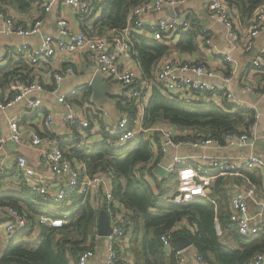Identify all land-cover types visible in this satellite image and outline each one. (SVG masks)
I'll return each mask as SVG.
<instances>
[{"label":"built area","instance_id":"2783aa9c","mask_svg":"<svg viewBox=\"0 0 264 264\" xmlns=\"http://www.w3.org/2000/svg\"><path fill=\"white\" fill-rule=\"evenodd\" d=\"M41 9L48 12L57 0H36ZM99 1V0H97ZM182 0H147L135 5L127 15L126 26L122 29L108 30L100 36H93L84 30H74L70 28L64 18L57 21L58 33L66 37V40L53 39V36H46L39 48L30 50L21 45L13 48L16 55H23L35 72L40 71V63L49 60L54 55L55 50L74 52L80 50L87 54L96 63V71L104 77V80L116 85L120 92L117 97L122 100L121 117L117 122L108 121V114L104 107L91 103L85 107H79L78 101L74 97L78 95L77 89H72L69 93H60L61 82L69 76L75 75L73 66H65L51 73L49 83L52 84V92L57 94L58 102L64 104L66 114L62 120L68 128L66 134L56 136H41L38 131L29 134L28 145L40 151L41 157L50 168L54 177L63 178V185L56 191L49 188L45 180L36 174L35 169L30 166L23 155L15 157L14 166L5 167L0 164V174H4L6 169L17 171L24 184L30 192L38 195L41 199L52 204L61 203L60 208L53 207L61 213L62 205H75L81 200H88L96 208L100 206L105 210L111 226V232L105 237L107 255L105 264H118L120 252L118 247H126V226L128 224L130 211L114 197L111 181L114 177L107 170H97L90 173L86 163L80 158L70 154L72 150H81L92 147L99 143H104L110 148L118 149L125 146L138 134H143L146 139L152 135H146L147 128L143 125V117L147 107L148 92L151 84L145 76H141L137 71L126 63L132 59L134 54L131 31L144 29L151 35L165 40H174L181 32L189 28L187 17H180L177 14L169 18H160L153 23H146L144 16L154 12L162 11L166 6L175 7ZM65 6L74 13L86 16L95 12L94 0H62ZM227 0H207L206 8L209 18L223 25L226 28L228 37L236 43L241 37L247 49L256 46L257 38L264 33V3L258 5L247 28L242 31L235 26L236 16L228 8ZM11 6L0 7V35H17L26 37L36 34L40 30L41 19L34 17L31 24L22 26L18 24L15 15L10 11ZM202 31L206 34L207 28ZM56 41L54 46L53 41ZM205 43L210 44L211 39L205 38ZM214 55L222 57L231 62L232 58L228 54L213 51ZM8 60V53H0V67L5 66ZM46 64V63H45ZM252 65H264V56L253 58ZM158 67V66H157ZM158 71L154 74L157 78L158 90L167 95H178L183 100L186 96L195 99L203 95L208 96L210 101L215 102L211 97H220L223 102H227L225 107H239L254 111V106L245 104L236 98L232 90L228 87H220L214 83L206 82L201 76H214V73L205 65H196L188 62L166 61L162 63ZM192 72L195 78L188 75ZM21 74H14L6 87L0 80V111L6 112L10 107L18 102L25 103V109L36 111L44 106L39 97H33L43 91L44 83L36 80H23ZM229 80V78H228ZM5 83V82H3ZM88 87V86H86ZM85 89L81 88V90ZM247 91L258 94L259 87L248 85ZM264 95V91L259 92ZM3 96H6L5 98ZM216 103V102H215ZM78 104V105H77ZM217 104V103H216ZM218 105V104H217ZM219 106V105H218ZM129 108L126 110L124 108ZM255 113L257 119L258 113ZM7 123L9 129L8 138L16 143H23L19 115H8ZM41 124L49 132L56 130L57 122L50 112L42 117ZM251 125L248 132H228L220 138L198 135L196 138H188L186 135L174 136L166 131L164 139L159 142V150L163 153L170 148H192L206 150L208 148H223L244 146L250 143L253 134ZM164 129H162L163 131ZM5 144L4 137H0V150ZM67 152V155H66ZM189 160L182 157H174L168 166H164L170 175L176 174L179 185L177 187L176 202L186 203L194 198H209L211 193L210 182L216 178L226 180L228 176H237L243 184L231 186L233 192L230 193V220L235 224L239 234L243 236H253L264 229V215L252 214L250 212V202L263 205L255 199L256 186L250 182L244 174V170H257L261 174L262 184H264V160L257 155L248 157L223 158L201 153L193 165L188 164ZM157 164L162 165L158 161ZM156 164V165H157ZM237 188V189H236ZM69 198V199H68ZM81 204V202L79 203ZM0 214L5 218L3 230L7 235L23 230L27 226L26 216L13 207L1 209ZM43 214L38 217L41 225L51 228H59L68 222L70 212L64 215ZM190 230L194 224H188L186 220L176 224L164 236L165 249L171 248L172 233L183 228ZM101 236L97 229L95 239L98 241ZM193 248L195 251V261L197 264H208L202 256L191 245L174 251L176 264H184L186 255L184 251ZM94 251L86 248L79 254L76 264H91ZM249 264H264V251L258 252L251 259Z\"/></svg>","mask_w":264,"mask_h":264},{"label":"trees","instance_id":"16d2710c","mask_svg":"<svg viewBox=\"0 0 264 264\" xmlns=\"http://www.w3.org/2000/svg\"><path fill=\"white\" fill-rule=\"evenodd\" d=\"M33 1L0 0V7L11 5L25 11ZM145 1L147 0H99L94 5L95 10L101 11L97 23L111 29H122L126 26L130 10ZM231 1L236 2L243 13H251L258 4L264 2ZM132 45L145 74L143 77L146 78L151 77L152 68L169 50V46L158 40L134 34ZM178 46L182 49L196 47L192 39ZM4 68L1 67L0 72ZM14 74L24 73L17 69L10 70L3 78L7 79L6 76L9 75L13 77ZM232 108L234 107L222 108L212 100H180L174 95L154 89L145 109L143 124L151 127L155 123L163 122L178 129H190L193 135L186 137L193 139L199 134L220 138L228 132H248L256 121L255 113L237 106L234 110ZM70 154L83 160L88 172L107 170L114 177V197L131 212L126 235L130 233L129 250L133 255V264H176L174 251L177 249V236L188 237L192 246L208 264H249L255 254L264 251V229L253 236H243L230 220V191L223 178L215 179L209 198H194L186 203L175 201L177 193L164 184L166 178L155 179L154 190L144 177L151 175L159 159L154 157L149 139L143 134H138L118 149L99 143L81 150H72ZM248 174L257 185L260 183L257 171H249ZM175 177L169 175V178L176 181ZM21 183V194L25 198L9 193L0 194V212L4 213L1 209L5 207H13L26 216L28 223L15 236H10L12 238L8 240L0 257V264H76L84 249L93 250L97 242L95 233L98 210L90 201L77 198L78 202L71 208L68 222L59 228H51L39 224L38 217L59 213L57 210L52 211V207L58 209L61 203L45 201L30 192L22 179ZM0 219L4 222L5 218L2 216ZM183 220L195 227L174 231L172 251L167 255L164 236ZM34 231L39 233L37 239L29 240ZM118 264H121L120 259Z\"/></svg>","mask_w":264,"mask_h":264},{"label":"crops","instance_id":"0c3cea01","mask_svg":"<svg viewBox=\"0 0 264 264\" xmlns=\"http://www.w3.org/2000/svg\"><path fill=\"white\" fill-rule=\"evenodd\" d=\"M94 1L97 2V0ZM227 2L228 8H230L232 12L235 13V26L244 31L247 28L255 9L251 13H243L236 2L231 0H227ZM206 4L207 0H182L178 2L175 7L166 6L160 12H154L144 16L146 23H153L160 18H169L174 14H177L180 17H187L189 20V28L181 32L174 40L169 41L162 38H157L144 29L131 31V39L132 34L140 35L151 40H158L159 42L169 46L168 52L158 59L155 67H153L151 70V77H148V80L151 84V89L148 92L145 102H147L148 105L153 90H158L157 78L154 74L158 71L157 69L162 63L166 61H177L181 63L188 62L196 65H205L214 73V76H201V79L205 80L206 82L214 83L220 87L230 88L236 98L245 104L254 106L253 112H257L258 117L253 124V134L251 136L250 143H247L244 146L208 148L206 150L192 148H170L168 149V152L163 153L161 150H159L160 148L158 145L159 142L164 139L165 131L167 133L170 132L174 136H191L193 135V131L190 129H178L163 122L155 123L151 127H145V129L147 128L146 135H152L150 136L149 142L153 150V155L154 157H158L159 162L162 163V166H168L174 157L187 158L189 160L187 163L193 165L201 153L223 158L248 157L250 155H257L264 160V95L259 93L264 91V65L254 66L251 64L253 58L264 56V33L257 38L256 46L253 49H247L241 37L236 43H233L227 35L226 28L209 18ZM10 11L17 18L19 25H30L33 18L39 16L41 19V26L38 33L26 37L12 34L0 35V53H8V60L5 66H3V68L5 67L4 71L0 72V79L5 82L2 84H4L6 87V85H8L10 82L11 75L6 76L7 79H4V74H7L8 72L10 73V70L17 69L24 73L21 76L23 80H36L40 83L43 82V91L39 92L38 94H34L33 97L41 98L44 106L36 111H28L25 109V103L21 101L10 107L6 112L0 111V137H4L5 139V144L2 150H0V164L9 168L14 166L15 157L17 155H23L27 159L28 164L35 169L36 174L46 177L47 179L45 182L48 183L49 188L53 191H56L59 187H61V185H63V178L54 177L50 171V168L42 159L40 151L28 145L29 134L31 132L38 131L41 136H49L52 138L53 136L57 137L60 134H66L68 131V128L61 124L67 110L64 104L58 102L57 94L52 92V84L49 83V76L52 72L59 70L60 68L65 66H73L75 75L66 77L61 82L59 86V92L68 94L70 90L77 89L79 93L74 97V100L78 101L79 103V105H77L83 108L86 105L89 106V104L94 103L104 107L108 114V121L110 122H117L121 117V108H123L122 100L117 97V94L120 92V90L116 85H113L112 83L105 80V84H107L110 88V95H106L110 98V102L105 104H99L95 102L96 100L93 98L92 91L88 85L94 75L99 73L96 71V63L94 60L80 50H76L74 52L55 50L52 58L44 61L46 64L40 63V71L35 72L34 66H31L23 57V55L13 54L12 47L24 45L30 50H35L39 48L44 38L48 35L53 36V39L55 40H66V37H63L58 33L57 21L59 18H64L70 28L74 30H84L87 34L93 36L103 35L108 30H111V28L97 23L99 16H101V11L99 9L95 10V12L92 14L80 16L74 13L69 7L65 6L62 0H57L48 12L43 11L36 0H34L30 8L25 11H20L13 6H11ZM203 28H207L206 34L202 31ZM206 37L211 39L210 44L205 43ZM189 39L194 40L196 45L194 49H182L178 46L181 43L189 42ZM55 40L53 41L54 46L56 44ZM212 50L218 51L222 54L230 55L232 61L229 62L220 56L214 55ZM126 63L129 64L130 67H133V69L141 76L145 75L141 69L140 62L135 52L132 55V59L127 60ZM188 75L192 76L193 78L196 77V75L192 72H188ZM248 85H256L259 87L258 94H253L247 91L245 88ZM84 87L85 89L81 90V88ZM174 96L180 100H183L182 98H184H180L175 94ZM3 97L5 98L6 96ZM211 98L220 107L226 108L225 105L227 102L222 103L220 97L216 96L215 98ZM185 99H193L205 102L210 101L209 97L206 95H203L201 98L197 99L186 96ZM124 109L129 110V108L126 107ZM232 109L234 110L235 107ZM48 112L53 114L57 122L56 130L53 133L47 131L42 126L43 124H41L43 115ZM11 114L20 116L23 143H16L8 138L9 129L7 116ZM162 129L164 130L162 131ZM249 171L252 172L257 170H244V174L249 178L250 182L256 186L255 199H258L263 204L261 206L258 203L253 204L250 202V212L252 214H259L261 212L264 215V184H262L261 174L259 171H257L260 176V183L257 185L254 180L252 181V179L249 177ZM151 175L145 176L144 178L154 188V190L156 187L155 179L162 180L166 178L164 184L169 186L170 190L172 189V192L175 193L177 191L179 182L176 177L175 181L169 178L170 174L165 178H159L154 176L151 171ZM172 176H176V174ZM214 182L215 180L210 182L211 187L213 186ZM171 183H173L174 186H172ZM225 183L228 186L230 193L233 192V188L231 187L232 185L234 186L236 184L239 186L243 184H249L246 182H241L240 178L237 176L226 177ZM21 185V179L17 174V171L6 169L3 176L0 177V194L9 193L15 197L19 196L25 198V196L21 194ZM111 185H114L113 179L111 181ZM95 209L98 210V214L100 210H102L100 206L99 208ZM1 217L2 215L0 214V218ZM0 222V254H3L8 240L12 238L10 236H15L16 232L13 235H7L3 230V221L1 219ZM186 222L188 223V221ZM38 234L39 233L37 231L32 232L29 240H35V238L37 239ZM129 235L126 236V247H118L121 264H133V255L129 250ZM93 251L94 257L92 260H90V263L105 264V258L107 255L105 237H101L96 242V244H94ZM165 251L167 255H170L172 246L171 248L165 249ZM184 253L186 255V261L184 264H197L195 261V251L193 248L186 249Z\"/></svg>","mask_w":264,"mask_h":264},{"label":"water","instance_id":"95a60500","mask_svg":"<svg viewBox=\"0 0 264 264\" xmlns=\"http://www.w3.org/2000/svg\"><path fill=\"white\" fill-rule=\"evenodd\" d=\"M88 86L95 100H101L102 97L104 98L106 95H110V88L105 84L104 77L100 74L94 75ZM152 174L159 178H165L169 175L168 170L160 164H157L152 169ZM97 230L98 235L101 237H106L111 232L110 222L103 209L98 214ZM175 241L177 248L180 250L192 244L191 240L186 236H177Z\"/></svg>","mask_w":264,"mask_h":264},{"label":"rangeland","instance_id":"374dc122","mask_svg":"<svg viewBox=\"0 0 264 264\" xmlns=\"http://www.w3.org/2000/svg\"><path fill=\"white\" fill-rule=\"evenodd\" d=\"M14 47H16V46H14ZM14 47H12V48H14ZM95 102H97V103H99V104H105V103H109L110 102V98L109 97H107V96H105L104 98H102L101 100H96ZM172 184V186H174V184L173 183H171ZM171 184H169V185H171ZM172 190V189H171ZM63 207L60 209L61 210V213H59V215H64V213H66L67 211H69L70 213H71V208L72 207H74V205H70V203L69 204H63L62 205ZM53 208V207H52ZM96 208H99V206L98 207H96ZM58 210V209H57ZM52 211H55V210H53L52 209ZM227 240H229V239H227ZM2 254V253H1ZM0 254V255H1Z\"/></svg>","mask_w":264,"mask_h":264}]
</instances>
